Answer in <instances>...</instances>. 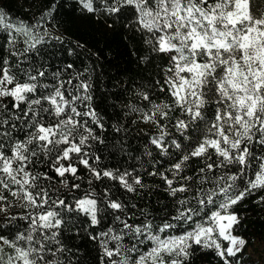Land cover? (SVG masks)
I'll return each mask as SVG.
<instances>
[{
  "label": "snow or ice",
  "instance_id": "6c2138e0",
  "mask_svg": "<svg viewBox=\"0 0 264 264\" xmlns=\"http://www.w3.org/2000/svg\"><path fill=\"white\" fill-rule=\"evenodd\" d=\"M76 4L94 19L103 17L106 30L115 31L118 20H134L141 43L162 61L161 78L153 83L169 102L156 103L148 92L138 94L148 102L145 107L151 106L141 119L160 128L150 143L161 156L179 152L164 171L152 167L146 173L162 182L174 199V211L157 222L143 209L132 211L136 204L114 197L111 185L101 192L96 191L99 185L92 187L93 181H113L139 195L148 185L140 173L98 169L89 162L99 160L86 151L89 142H103L89 122L100 130L104 125L91 105L86 80L69 91L65 84L72 80L59 79L56 71L50 74L55 78L51 83L41 82L45 71L35 68L21 69L23 78L18 79L0 55V101H8L0 103V214L10 222L26 221L23 230L17 224L9 233L0 224V264H61L57 254L65 248L60 237L66 218H80L81 226L93 229L87 237L98 242L101 264H194L197 252L205 251L220 264H242L251 241L235 234L240 217L234 206L264 192V0ZM54 11L55 4L49 5L48 15ZM0 26L9 29L4 40L13 48L16 34L26 37L23 52L9 53L17 58V67L24 63L21 57L45 42L29 25L6 23L2 11ZM176 109L172 127L182 140H166L170 133L162 121ZM48 116L55 121L45 123ZM42 158H50L53 175L33 171ZM80 166L88 174L89 190L69 196L81 189L75 182L84 179ZM57 178L66 193L53 195L58 189L39 183ZM9 196L23 215L8 214L13 206ZM260 201L264 203V195ZM5 246L10 253L5 254Z\"/></svg>",
  "mask_w": 264,
  "mask_h": 264
},
{
  "label": "trees",
  "instance_id": "16d2710c",
  "mask_svg": "<svg viewBox=\"0 0 264 264\" xmlns=\"http://www.w3.org/2000/svg\"><path fill=\"white\" fill-rule=\"evenodd\" d=\"M52 4H55V11L48 15L49 5ZM0 11L5 13L6 23L29 25L36 29L38 35L45 37L44 43L38 44L35 49L27 52L26 56L21 57L24 63L17 67V58L9 53L23 52L26 37L16 34V44L13 48L6 45L4 40L9 29L0 26V55L8 60L11 71L18 73L17 78L22 79L21 69L44 70L46 75L40 78L43 83H51L55 78L50 74L56 71L60 74L59 79L72 80L71 85L65 84L69 91L73 90L78 80H86L91 86V105L104 125V130H100L89 122V126L103 141L89 142L90 147L86 151L91 156L99 157L98 162L92 159L89 162L98 169L121 172L127 170L134 175L140 173L148 185V188L142 190L139 195L127 193L113 181H93L92 187L99 185L96 191L101 192L105 185H111V193L114 197L126 201L129 205L136 204L137 208L132 211L139 212L143 209L151 216H155L157 222L166 212L171 214L174 211V199L163 190L164 185L158 177L148 176L146 173L152 167L164 171L172 161L178 159L179 152L170 150L169 156H161L150 143L151 138L160 134V128L154 124L144 123L141 119V112L149 111L151 106L145 107L148 102L138 94L141 91L148 92L156 103L169 102L166 94L159 92L153 83L161 78L159 69L163 64L159 57L153 59L155 54L148 51V45L141 43L139 34L133 31L134 20L127 22L118 20L114 26L115 31L106 30L103 17L94 19L91 14L79 9L76 0H0ZM145 57L148 59L145 60ZM69 64L72 65L71 68L67 67ZM7 102V100L0 101V103ZM133 109L141 111H133ZM178 115L179 109H176L170 113L168 121H162L167 124L170 133L166 140L169 138L182 140L172 127L174 118ZM54 121L55 117L48 116L45 123ZM117 128L119 131H116ZM197 134L193 133V135ZM184 143H191V140ZM147 152H151L152 156H147ZM52 155H55V152ZM49 163L50 158H42L33 171L53 175L48 171ZM195 166L201 165L197 162ZM80 173L84 179L75 182L81 184V189L75 193H68L69 196L83 195L89 190L90 186L86 183L88 174L82 166ZM188 173H191V169ZM39 183L50 189H58L53 195L67 192L58 178L51 183L42 179ZM261 195H264V192L257 191L234 206V211L240 217L235 234L251 241L242 254V264H259L258 259L247 254L248 248L254 247L255 244L258 243L264 252V243H262L264 242V203L260 201ZM9 203L13 205L8 209L9 215L24 214V209L10 196ZM66 220L67 226L60 237L65 248L62 253L57 254L61 264H101L98 242L87 237V233L93 229L88 228L87 225L81 226L80 218H66ZM105 223H108V220ZM0 224L5 225L4 232L9 233L15 231L17 224L23 230L26 221L18 219L10 222L0 214ZM115 226H118V223ZM148 247L149 245H145V250ZM8 253L10 250L5 246V254ZM193 259L194 264H220L219 259L208 251L197 252Z\"/></svg>",
  "mask_w": 264,
  "mask_h": 264
},
{
  "label": "rangeland",
  "instance_id": "374dc122",
  "mask_svg": "<svg viewBox=\"0 0 264 264\" xmlns=\"http://www.w3.org/2000/svg\"><path fill=\"white\" fill-rule=\"evenodd\" d=\"M247 254H249L250 256H253L254 259H258L259 264H261V255H264V252H263V248L258 243L255 244L254 247L248 248Z\"/></svg>",
  "mask_w": 264,
  "mask_h": 264
}]
</instances>
